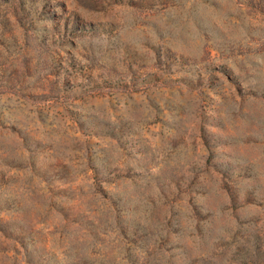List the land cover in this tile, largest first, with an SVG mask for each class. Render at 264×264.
I'll list each match as a JSON object with an SVG mask.
<instances>
[{
	"label": "rangeland",
	"instance_id": "obj_1",
	"mask_svg": "<svg viewBox=\"0 0 264 264\" xmlns=\"http://www.w3.org/2000/svg\"><path fill=\"white\" fill-rule=\"evenodd\" d=\"M0 264H264V0H0Z\"/></svg>",
	"mask_w": 264,
	"mask_h": 264
}]
</instances>
